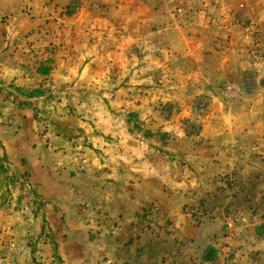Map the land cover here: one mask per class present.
<instances>
[{
	"label": "rangeland",
	"instance_id": "1",
	"mask_svg": "<svg viewBox=\"0 0 264 264\" xmlns=\"http://www.w3.org/2000/svg\"><path fill=\"white\" fill-rule=\"evenodd\" d=\"M130 3H139L145 12L137 13L130 6V24L125 25L123 21L128 20L123 18L114 23V28L117 36L130 33V51L138 62L135 82L144 84L131 85L130 70L112 73L101 81L94 80L96 86L80 88L76 82L63 85L36 108L44 138V152L36 157L45 161L43 167L20 170L9 157L0 156V264H130V258L141 263L144 256L150 264H264V0ZM82 10L85 15L106 12L97 2L76 0L65 14L72 16ZM149 19L150 26L144 23ZM84 25L89 33L90 26ZM171 26L195 37L196 51L191 56L178 55L177 65L171 64L168 54L177 46L160 35ZM181 46L177 49H186L185 42ZM23 49L25 56L31 55L26 47ZM165 54L170 61L167 67L153 65L150 77L141 71L149 56L161 60ZM236 54L244 56L248 72L222 69L220 64L230 62L228 59ZM28 60L34 61L21 59L20 64L25 66ZM187 75L197 78L199 89L185 82L183 87L187 88H172V80ZM110 83L129 92L130 87L140 88L141 96H148V92L156 101L166 97L156 110L169 122L166 135L170 137L166 140L174 145L180 139L177 133L184 131L191 149L202 146L207 124L237 133L230 144L234 152L227 156L230 162L224 168L196 169L190 165V155L182 157L173 152L175 146L152 155L151 162L162 164L155 179L166 181L160 189L166 199L139 203L142 206L129 232L122 235L116 233L118 223L113 217H104L98 206L80 202V187L70 215L63 197L67 196L71 173L54 170L49 164L62 161V155L56 158L52 154H61L62 143H66L72 146L76 163L72 175L87 172L82 150L85 142L79 136L80 118L88 113L86 105L94 99L108 101L112 97ZM14 85V81L2 85L0 92L15 98L18 88ZM79 102L84 103L83 108ZM212 116L215 118L211 121ZM123 118L129 121L130 112ZM7 124L12 125V120ZM50 134L58 136L59 141L52 143ZM102 226L112 230L105 233ZM120 238L123 242L118 245Z\"/></svg>",
	"mask_w": 264,
	"mask_h": 264
},
{
	"label": "crops",
	"instance_id": "2",
	"mask_svg": "<svg viewBox=\"0 0 264 264\" xmlns=\"http://www.w3.org/2000/svg\"><path fill=\"white\" fill-rule=\"evenodd\" d=\"M75 1L0 0V86L14 81V88H18L15 98L6 97L0 92V156L9 157L17 169L39 170L45 164V161L36 157L38 153L44 152L41 150L44 143L40 135L42 125L38 122L36 108L49 100L58 88L73 82L80 88L96 86L93 83L94 80L97 82L96 79L101 81L108 74H125L129 70L130 75H133L130 78L131 85L144 84L135 82L138 72L134 69L138 62L130 51V33L117 36L114 23L124 18L128 20L123 21L125 25L130 24V6L137 13L145 8L139 3H130V0H92L104 7L106 12L102 14L107 16L85 15L84 10L72 16L66 15L65 12ZM84 23L90 26L89 33H86ZM144 23L151 24L152 20ZM163 31L160 35L170 38L169 43L173 46L180 48L181 44L186 43L185 50L175 48L168 52L171 64L177 65L178 55L183 53L184 56H191L196 51L193 48L195 37L185 35L172 26ZM23 46L27 52H32L31 55L25 56ZM29 47H33V51ZM52 48H55L54 52ZM39 51L46 53L39 55ZM231 56L228 59L230 62L220 64L222 69L229 71L231 68L237 74L250 70L244 56ZM28 58L34 61L28 60L22 66L21 59ZM147 60V65L143 64L141 71L147 73L148 77L152 75L153 65L167 67L170 62L166 54L161 60L156 55L149 56ZM173 78L176 79L175 76ZM184 82L193 89H199L198 80L193 75L174 82L172 80V88H187L183 87ZM108 89L113 91L112 97L108 101L94 99L93 103L86 105L88 113L80 118L82 132L79 136L85 142L82 150L88 163L87 172L72 175L76 163L73 162L72 146L66 143H62L64 150L61 154H52L56 158L62 155V161L54 160L49 164L54 170L62 169L65 174L71 173L67 178V196L63 197L64 208L69 214L80 187V202L98 206L104 212V217L107 214L108 218L113 217L118 223L116 233L122 235V232H129L131 222L142 206L139 203H147L154 198L166 199V194H160L161 186L166 181L162 183L160 177L155 179L157 168L160 170L162 164L151 162L152 155L161 154V150L175 146L173 152L180 153L182 157L190 155V165L196 169L224 168L230 162L227 156L234 152L230 144L237 133L213 129L207 124L201 139L205 142L202 146L191 149L184 131L177 133L180 139L174 145L166 140V136L170 137L166 135L169 122L156 110L166 101V97L156 101L148 92V96H141L138 93L142 90L140 88L130 87L129 92V89L113 83L108 84ZM79 104L81 108L84 107L83 102ZM126 112H130L129 121L123 118ZM87 118L89 122L85 120ZM212 118L215 117L209 120ZM8 119L12 120V125L7 124ZM50 136L54 144L60 139L55 134ZM157 175L160 176L159 173ZM161 175L163 179L166 177L164 172ZM102 227H105V233L112 230ZM117 241L119 245L123 239ZM130 264L150 262L147 256L141 263L132 257Z\"/></svg>",
	"mask_w": 264,
	"mask_h": 264
},
{
	"label": "built area",
	"instance_id": "3",
	"mask_svg": "<svg viewBox=\"0 0 264 264\" xmlns=\"http://www.w3.org/2000/svg\"><path fill=\"white\" fill-rule=\"evenodd\" d=\"M235 97H236V98L239 97V89H238V90L236 89V91H235ZM10 123H11V121H10Z\"/></svg>",
	"mask_w": 264,
	"mask_h": 264
}]
</instances>
